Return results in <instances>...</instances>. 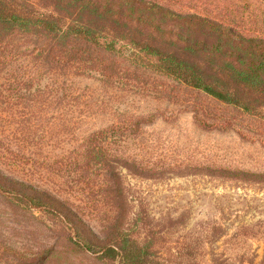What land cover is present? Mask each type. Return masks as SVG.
Returning <instances> with one entry per match:
<instances>
[{"label": "rangeland", "instance_id": "374dc122", "mask_svg": "<svg viewBox=\"0 0 264 264\" xmlns=\"http://www.w3.org/2000/svg\"><path fill=\"white\" fill-rule=\"evenodd\" d=\"M145 1L264 41V0ZM6 62L0 53V264H264V110L151 71L105 81L24 52ZM112 126L122 134L99 140L91 161L87 139ZM19 194L56 198L64 213ZM76 219L98 253L72 241ZM114 226L128 260L100 250Z\"/></svg>", "mask_w": 264, "mask_h": 264}, {"label": "trees", "instance_id": "16d2710c", "mask_svg": "<svg viewBox=\"0 0 264 264\" xmlns=\"http://www.w3.org/2000/svg\"><path fill=\"white\" fill-rule=\"evenodd\" d=\"M23 52L59 74L94 72L105 81L123 76L139 81L141 73L151 71L246 113L264 110V41L145 0H0V53L8 65ZM122 130L112 126L91 134L88 158L94 161L102 154L99 140ZM124 190L118 176L111 192L117 203L124 200ZM19 195L32 207L64 213L56 198H47L58 205L53 208L41 194ZM76 221L70 222L72 241L98 253L99 246ZM113 229L115 236L100 250L128 260L132 250L125 230Z\"/></svg>", "mask_w": 264, "mask_h": 264}]
</instances>
